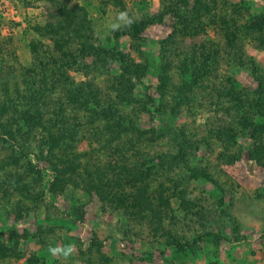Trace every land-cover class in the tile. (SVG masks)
I'll return each instance as SVG.
<instances>
[{
    "label": "rangeland",
    "instance_id": "1",
    "mask_svg": "<svg viewBox=\"0 0 264 264\" xmlns=\"http://www.w3.org/2000/svg\"><path fill=\"white\" fill-rule=\"evenodd\" d=\"M204 1L214 6L211 12L218 21L220 15L224 18L236 12L240 13L241 24L264 15V0ZM163 2L0 0V96L4 85L8 92L24 90L23 80L28 69L35 71L32 75L46 71L48 87H60L73 81L89 83L104 91L107 83L119 73L111 53L119 50L135 62L148 65L150 74L142 78L135 92L144 104L147 95L156 96L159 42L168 38L175 25L169 15L162 16ZM59 5L72 11L73 17L68 23L60 16ZM188 5L186 9L191 11L192 0H188ZM124 12L127 18L122 20L120 14ZM209 18L207 14L201 16V19ZM129 20L133 25L151 20L138 34L143 39L138 49L131 38L124 35ZM218 21L205 22L201 29L186 36L176 34L169 43L178 54L186 52L198 56L205 51L216 55L217 64L213 66L212 75L204 80L206 87L197 93L193 108L183 107L177 116L168 112L144 113L140 103L124 109L126 113L137 112L136 123L142 131L155 125L187 127L194 135L191 139L199 142L194 167L197 168L199 161L211 175L213 183L189 181L185 185L187 194L181 199L171 198L164 206L163 220L170 237L166 232H151L145 225L147 221L144 224L141 220H129L120 212H111L108 204L103 203V209L96 194L73 190L70 186L58 195L50 193L52 174L44 169L41 186L31 191L42 193L33 214L14 221L12 215L0 212V264H264V155L257 160L261 155L259 144L243 135L239 123L231 125L233 114L222 110L226 100L215 91L227 86L229 80L242 92L256 87L252 69H256V75L261 72L264 75V27L257 33L248 30L233 35L237 46L232 48L226 38L229 31L222 29ZM89 44L103 53L98 65L104 66L107 73L92 68L91 58L81 53L87 52L85 48ZM51 97L55 101L62 96L54 91ZM219 125L233 128L237 134L233 150L224 149V145L216 147L208 139L209 130ZM89 135L87 131L76 135L79 139L83 137L79 142L75 140V153L82 157L81 163L90 161L92 167L98 166L100 170L106 168V162L116 149L127 153L125 157L121 155L119 163L128 167L133 162H142L144 155L170 151L160 142L157 146L144 144L137 154L116 148L115 143L113 148L103 150L99 140ZM125 140L128 139L121 140L123 145ZM232 152L235 155L230 163L221 157ZM119 175L117 181L122 183L127 175ZM19 197L12 195L13 200ZM24 201L26 205L32 203ZM73 207L79 208L80 220H75ZM206 233L217 234L225 240L218 245L194 241L198 235ZM92 239L100 248L91 246ZM169 243L191 244L192 247L177 252ZM69 248L71 252L65 256ZM50 249L60 251L53 254Z\"/></svg>",
    "mask_w": 264,
    "mask_h": 264
},
{
    "label": "trees",
    "instance_id": "2",
    "mask_svg": "<svg viewBox=\"0 0 264 264\" xmlns=\"http://www.w3.org/2000/svg\"><path fill=\"white\" fill-rule=\"evenodd\" d=\"M208 1L212 3L215 0ZM192 3L191 11L186 9L189 6L188 0H164L162 3V16L169 15L175 25L172 26L173 31L168 38L159 42L160 62L154 88L156 96L147 95L144 104L140 103L135 92L142 78L150 74L148 65L135 62L119 50L111 52L119 73L107 83L104 91H99L89 83L76 84L73 81L60 87H48L46 71L43 73L40 70L32 75L35 71L29 69L23 80L24 90L15 89L8 92L5 85L2 87L0 212L5 211L9 216L12 215L14 221L33 214L37 210L36 200L42 197V193L31 191L41 186L42 171L45 169L52 174L48 189L50 193L58 195L70 186L73 190L80 189L96 194L102 205H109L111 212H120L129 220H141L144 224L147 221L145 225L151 232H166V236L170 237L163 220L166 216L164 206L169 204L171 198L181 199L182 195L187 194L185 185L189 181L204 180L213 183L211 175L206 166L199 165V161L197 168L194 167L199 142L191 139L194 135L187 127L155 125L150 130L142 131L136 123L139 118L137 112L129 110L126 113L124 109L132 105L134 108L140 103L144 113L168 112L177 116L181 108H193L197 93L206 87L203 85L204 80L212 75L213 66L217 64L216 55L205 51L198 56L186 52L178 54L169 47V43L176 34L189 35L201 29L203 23L218 19L213 17L216 15L211 12V7L214 6L210 7L204 0H192ZM58 10L67 23L73 17L70 15L72 11L65 5H59ZM205 14L209 15L212 21L210 18L201 19ZM239 14L236 12L228 17H218L217 24L229 31L226 38L232 48H236L237 44L233 35L248 30L257 33L264 27V15L241 24ZM150 22L151 20L142 21L137 25L130 24L126 26V30V27L123 29L124 35L131 38L135 48L138 49L143 44V39L138 34L143 32ZM81 28L83 29V25ZM86 50V53H81L91 58V67L99 73H107L104 66L98 65L103 53H99L90 44L86 46ZM255 71L253 68L255 88L242 92L229 80L227 86L215 91L226 100L222 110L226 114H233L231 125L239 123L243 135L249 136L259 144V161L264 155V75L262 72L256 75ZM54 91L60 92L62 96L60 99L57 97L55 101L51 97ZM219 126L209 130L208 139L212 140L216 147L224 145V149L233 150L237 143V134L233 128ZM86 131L91 133L89 138L99 140L103 150L113 148L115 143L116 148H124L123 150L137 154L144 144L157 146L160 142L168 146L170 151L155 153L152 156L144 155L142 162H133L128 167L119 163L127 153L116 149V153L111 154L110 160L106 162V168L100 170L98 166L92 167L89 160L81 163L82 157L75 153L74 143L83 137L79 139L76 135H83ZM123 139H128L124 145L121 141ZM234 153L221 154V157L230 163ZM218 157L220 158V155ZM119 174L127 175L122 183L117 181ZM12 195L21 197L13 200ZM24 200L32 201L31 205H26ZM104 207L103 205L102 208ZM72 212L75 220L81 219L79 208L73 207ZM223 240V237L211 233L198 235L194 239L195 242L200 241L205 245H218ZM90 244L100 248L95 239H92ZM169 246L174 247L177 252H185L192 247L191 244L180 243H169Z\"/></svg>",
    "mask_w": 264,
    "mask_h": 264
},
{
    "label": "clouds",
    "instance_id": "3",
    "mask_svg": "<svg viewBox=\"0 0 264 264\" xmlns=\"http://www.w3.org/2000/svg\"><path fill=\"white\" fill-rule=\"evenodd\" d=\"M120 18L122 20L126 19L127 18V13L124 12V13H121L120 14ZM129 24H131V20L128 21ZM51 252H53V254L59 252L60 250L59 249H50ZM71 252V248L67 249L65 252H64V255L67 256L69 253Z\"/></svg>",
    "mask_w": 264,
    "mask_h": 264
}]
</instances>
